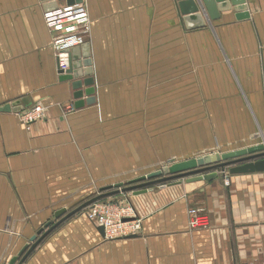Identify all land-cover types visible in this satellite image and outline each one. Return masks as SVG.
<instances>
[{"label": "crops", "instance_id": "crops-1", "mask_svg": "<svg viewBox=\"0 0 264 264\" xmlns=\"http://www.w3.org/2000/svg\"><path fill=\"white\" fill-rule=\"evenodd\" d=\"M180 1L83 0L91 33L76 55L92 61L95 102L68 112L45 3L0 0V264L105 188L264 144V0H246L249 19L205 15L203 29ZM24 98L49 108L29 129L5 110ZM228 171L113 196L136 207L138 236L108 241L77 213L23 264H264V172ZM192 208L208 229H190Z\"/></svg>", "mask_w": 264, "mask_h": 264}, {"label": "water", "instance_id": "water-1", "mask_svg": "<svg viewBox=\"0 0 264 264\" xmlns=\"http://www.w3.org/2000/svg\"><path fill=\"white\" fill-rule=\"evenodd\" d=\"M42 1L45 3L47 11L56 10L59 7L56 0ZM246 2V0H182L179 2L178 7L185 23L190 26L193 25L195 29H203L207 26L205 15H208L212 21H215L220 18L223 11H228L232 7L236 8V18L238 20L249 19L250 13L248 12ZM66 3L67 5H75L83 3V0H66ZM87 46V44H84L72 51V66L68 72L62 73L59 71L60 83L70 84L74 92V107L76 109L83 108L95 102L96 88L95 80L92 77V61L90 59L79 61L80 57L76 55V52L81 49H86ZM32 104L33 102L29 98H24L8 105L5 110H13L15 113H20L24 109L32 106ZM227 170H229V174L233 175L264 172V144L230 153H212L196 159L176 162L164 168L158 174L151 175L147 179L143 178L139 181L129 183L128 187H125L124 184H119L105 188L98 197L88 201L66 217L62 218L67 211L58 213L56 215V219L59 220L58 223L52 227H50L51 225H47V228H50L46 232L44 229L39 231L36 237L31 240L30 244L26 245L8 264H23L41 241L55 228L95 202L130 192H133L134 195L146 194L149 187L164 183H169V186H177L183 184L184 180H187L186 182L188 183L196 181L210 182L219 178L220 174L225 173ZM161 176L166 177L155 179ZM148 179L150 182L137 184L138 182H145ZM99 230L105 236V229L100 227Z\"/></svg>", "mask_w": 264, "mask_h": 264}, {"label": "built area", "instance_id": "built-area-1", "mask_svg": "<svg viewBox=\"0 0 264 264\" xmlns=\"http://www.w3.org/2000/svg\"><path fill=\"white\" fill-rule=\"evenodd\" d=\"M59 4L58 9L46 11L44 20L48 29L54 34L53 50L58 70L66 73L72 66V51L87 42L91 33V18L84 3L75 5ZM74 105L67 108L74 111ZM49 108L42 103L17 113L21 122L29 129L34 123L47 118ZM227 176V172L221 173ZM80 214L84 215L97 227L105 229V239L108 241L127 239L138 236L142 232V220L136 207L128 200L104 199L95 202ZM209 216L198 208L189 210V226L192 230H204L210 227Z\"/></svg>", "mask_w": 264, "mask_h": 264}, {"label": "rangeland", "instance_id": "rangeland-1", "mask_svg": "<svg viewBox=\"0 0 264 264\" xmlns=\"http://www.w3.org/2000/svg\"><path fill=\"white\" fill-rule=\"evenodd\" d=\"M128 185V184H127ZM157 186V185H156Z\"/></svg>", "mask_w": 264, "mask_h": 264}]
</instances>
